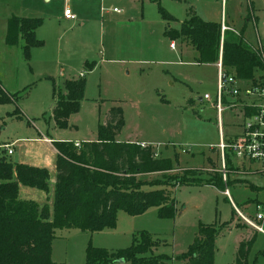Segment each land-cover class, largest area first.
Here are the masks:
<instances>
[{"label": "rangeland", "instance_id": "374dc122", "mask_svg": "<svg viewBox=\"0 0 264 264\" xmlns=\"http://www.w3.org/2000/svg\"><path fill=\"white\" fill-rule=\"evenodd\" d=\"M7 1H0V16L13 6ZM39 5L41 9L45 6L44 12L30 6L27 10L31 18H42L45 23L41 32L44 47L32 49L30 60L22 49L15 48L10 55L4 52L6 42L0 37V82L8 93L20 97L17 104H0V146L18 140L15 161L23 159V150L34 144L27 138L50 136L56 142L74 143L96 138L106 112L117 105L124 124L116 141L153 146L156 157L172 161V173L208 170L212 165L219 169L218 154L210 149L219 141L217 115L207 102L198 100L204 94H215V63H198V53L186 41H177L176 49L170 50L164 36L167 23L162 22L158 7L179 22L189 11L218 24L223 17L240 35L232 33L233 40L242 39L245 46L256 47L258 33L264 37V0H225L223 4L221 0H74L70 6L80 13L76 21L56 19L65 0H39ZM112 9L119 13H112ZM178 24L169 23L174 28ZM79 76L86 79L80 110L70 117L69 128L59 129L51 119L53 85L64 94L66 81ZM18 109L21 117L11 116ZM222 123L225 135L236 132L237 120L230 112L222 114ZM250 168L251 173L234 176L256 187L257 192L248 185L235 186L229 188L230 198H226L209 186L180 187L173 190L174 219L160 218L156 208L137 216L119 210L116 226L109 232L91 235L81 230H58L52 259L86 264L89 246L116 252L130 246L133 234L145 231L160 242L157 253L173 259L163 264H187L178 257L194 241L199 224L220 225L233 219L232 226L257 233L235 212L236 208L251 216L257 203L264 204V179L253 173L259 166L252 164ZM154 177L159 175L148 179ZM27 191H33L34 197L43 194L23 186V198ZM239 235L241 230H230L216 239L213 264L233 263ZM247 264H264L263 234L257 233Z\"/></svg>", "mask_w": 264, "mask_h": 264}, {"label": "trees", "instance_id": "16d2710c", "mask_svg": "<svg viewBox=\"0 0 264 264\" xmlns=\"http://www.w3.org/2000/svg\"><path fill=\"white\" fill-rule=\"evenodd\" d=\"M158 9L161 19L167 23L164 36L170 41L188 42L198 53V63H216L221 51L225 71L244 79H251L260 71L256 56L242 39H232V31L224 32L220 45V24L188 13L179 27L173 28L169 23L175 18L162 8ZM42 24V18L13 16L8 22L7 45L21 46L24 57L30 60L32 49L44 46V41L37 37ZM85 87L84 77L66 81L64 94L54 83L51 119L58 128H69L70 117L80 110ZM19 98L17 93H8L0 82V104H17ZM11 116L21 117L19 109ZM123 124L122 109L111 106L103 124L98 126L95 140L81 142L79 146L74 142H55L59 155L54 183L47 168L15 163L3 151L0 153V264H65L52 259V244L58 230H81L91 234L112 230L119 210L128 216H137L149 208H156L160 218L174 219L177 213L174 189L211 186L224 191L225 186L231 184L230 174L238 172L232 159L227 157L226 182L216 169H179L178 173H172L175 170L172 161L156 157L152 146L116 141ZM151 175L159 177L148 179ZM21 186L43 191L50 197L45 203L22 199ZM249 188L255 189L252 185ZM231 222L232 219L220 225L199 224L194 241L178 259L187 264H213L215 240ZM254 239L253 235L238 244L232 264H247ZM159 245L149 233L136 232L130 246L116 252L89 246L86 264L172 261L171 257L155 253Z\"/></svg>", "mask_w": 264, "mask_h": 264}, {"label": "built area", "instance_id": "2783aa9c", "mask_svg": "<svg viewBox=\"0 0 264 264\" xmlns=\"http://www.w3.org/2000/svg\"><path fill=\"white\" fill-rule=\"evenodd\" d=\"M70 1L66 0L64 16L68 20H76L77 17L69 6ZM112 11L119 12L117 9ZM229 30L224 24L221 25L220 45H222L224 32ZM170 48L174 49L173 43L170 44ZM249 49L260 63V71L256 72L251 79H244L234 72H227L223 68L220 51L218 61L215 63L217 69L215 94H204L201 97V100L207 102L217 115L219 141L216 145L210 146V149L218 154V172L221 173L224 182L228 175L227 157L232 159L235 167L238 168L237 175L251 173L250 165L257 164L259 169H255L253 173L261 175L264 179V41L257 37L256 47ZM224 112H230L231 117L237 120L234 125L236 132L229 135H225L222 130ZM76 145L79 146V143ZM146 146L141 144V147ZM6 148L9 155L13 154L12 146L7 145ZM213 169L215 168L211 166L208 170ZM222 193L230 198L226 186ZM235 210L241 220L264 235V204L257 203L252 216H245L238 209L235 208Z\"/></svg>", "mask_w": 264, "mask_h": 264}, {"label": "crops", "instance_id": "0c3cea01", "mask_svg": "<svg viewBox=\"0 0 264 264\" xmlns=\"http://www.w3.org/2000/svg\"><path fill=\"white\" fill-rule=\"evenodd\" d=\"M0 1H4V0H0ZM47 2H50L51 0H46ZM72 2L74 1V0H71ZM70 1V2H71ZM150 1H156V0H150ZM224 1L225 0H221V3L223 4L224 3ZM7 2H11V3H13V6H11V7H9V9H7V10H3L2 11V13H1V16H0V37H2V39L4 40V42H6V35H7V30H8V22H9V20L13 17V16H18V17H22V18H31V16H29V10H27L28 8V6H30L31 8H33L34 9V11L36 10V11H42V9H45V6L41 9L40 8V5H39V0H8ZM39 8H38V7ZM69 6H70V3H69ZM65 7H66V0H65ZM65 7H64V9H63V11H62V13H61V15H59L58 17H56V19H58L59 21H76V20H78V18H79V15H80V13L77 11V12H74L73 11V9H72V11H73V13L76 15V17H77V19L76 20H68V19H66L65 18V16H64V10H65ZM72 8V7H71ZM42 12H44V11H42ZM41 12V13H42ZM112 13H119V12H113L112 11ZM188 13H193V14H195L194 12H187V14ZM170 14V13H169ZM43 15H45V14H43ZM171 15V14H170ZM196 15V14H195ZM172 16V15H171ZM175 18V17H174ZM253 18V17H252ZM162 20V19H161ZM253 20L256 22V18L254 19L253 18ZM204 21V20H203ZM162 22L165 24L166 22L164 21V20H162ZM174 22H176L177 24L179 23H181V22H179L176 18H175V21ZM207 22H209V21H207ZM179 24H178V27H179ZM225 25V26H227L230 30L229 31H232L233 33H235L236 35H238V36H240L237 32H236V30L232 27V26H230V25H228V24H226V22L223 20V17H222V20H221V22H220V26L221 25ZM45 26V23H43L42 24V26L37 30V36H38V38L40 39V40H42L43 41V39H42V37H44L43 36V34H41V32H43L42 30H43V27ZM170 26V25H169ZM165 28H166V26H164ZM171 27V26H170ZM178 27H176V28H178ZM174 28V27H173ZM164 31H165V29H164ZM257 37L261 40V41H264V37H262L261 38V36H260V34L258 33V35H257ZM177 41H181V40H176V41H170L169 40V48H170V44L171 43H173L174 44V49H171L170 48V50H175L176 49V42ZM182 42V41H181ZM5 46V47H4ZM44 47V46H43ZM43 47H41V48H43ZM3 51L4 52H9L8 54L10 55V54H12V52H15L14 50H16L15 48H17V50H20L21 49V46H16V47H10V46H8L7 45V43H5V45H3ZM248 48H250V46L248 47ZM78 78H80V76L79 77H77V78H73L72 80H76V79H78ZM70 80V79H69ZM202 101V100H201ZM203 102V101H202ZM55 126H56V124H55ZM57 127V126H56ZM58 128V127H57ZM60 129V128H59ZM96 138H94V139H90V140H87V141H93V140H95ZM26 141H33V143L34 144H32V146L31 147H28L27 149H24L23 150V154H22V156H24V158L23 159H21L20 161H15L14 159H13V156L15 155V143L18 141H16V142H14V143H10V144H6V145H4V146H0V149L4 152V154H6L7 156H9V157H11L12 158V160L15 162V163H19V164H26V165H31V166H36V167H41V168H47L50 172H51V174H52V176H53V179H52V182L54 183L55 182V176H56V160H57V157H58V155H59V152H58V150L56 149V147H55V140L53 139V138H51L50 136H42V138H27V139H25ZM60 142V141H59ZM124 142V141H123ZM125 142H135V143H140V144H142L141 142H137V141H132V140H128V141H125ZM76 143H81V142H76ZM7 145H10V146H12V149H13V154H11V155H9L8 154V150H7V148H6V146ZM153 147V146H152ZM1 151V152H2ZM158 155H159V153H158ZM161 156V155H160ZM27 159H29V160H27ZM212 163V162H211ZM213 164V163H212ZM215 168V167H214ZM215 169H218V167H216ZM181 170V169H180ZM246 174V173H245ZM245 174H243V175H245ZM230 175H232V176H230V182H231V184L229 185V186H227V190H228V193H229V188L230 187H235V186H242V185H244V186H247L248 185V187H249V185H251L250 183H248L247 181L245 182V181H243V182H238L237 180H239V179H241L242 180V178L241 177H236V176H234V175H237V174H230ZM242 175V176H243ZM253 186V185H252ZM22 187L23 186H21L20 187V197L22 198V199H25V200H33V201H36V202H39V203H45L46 201H47V199H48V197H50L49 195H46L43 191V194L42 195H39V197L38 196H33L35 193H33V191H27L24 195V198L22 197ZM209 187H211V186H209ZM254 187V186H253ZM212 188H214V187H212ZM255 189L254 190H252V191H254V192H257V188L256 187H254ZM32 189H34V188H32ZM216 189V188H215ZM217 190V189H216ZM251 190V189H250ZM223 191H219V193H221V194H223L222 193ZM226 197V196H225ZM229 197H230V194H229ZM227 198V197H226ZM237 215V214H236ZM252 216V215H251ZM233 217V216H232ZM233 220V219H232ZM113 230V229H112ZM112 230H107V231H103V232H99V233H93V234H91V235H96V234H102V233H104V232H109V231H112ZM230 230H241L242 231V235H239L238 236V238H237V247H238V244L241 242V241H243V240H247V239H249V238H251L253 235H254V237H256V235H257V233H253V234H251V233H249V232H244V229H242V228H239L238 226H236V227H234V226H232V223L230 224V226H229V228L227 229V230H225V231H223L221 234H223V233H226V232H229ZM70 231V230H69ZM220 234V235H221ZM261 234V233H260ZM220 235L218 236V237H220ZM217 237V238H218ZM216 238V239H217ZM215 244H216V240H215ZM215 247H216V245H215ZM237 247H236V251H237ZM158 248V247H157ZM157 248H156V250H155V253H157ZM215 252H216V249H215ZM236 254V253H235ZM215 256V255H214ZM117 264H123V263H117Z\"/></svg>", "mask_w": 264, "mask_h": 264}, {"label": "water", "instance_id": "95a60500", "mask_svg": "<svg viewBox=\"0 0 264 264\" xmlns=\"http://www.w3.org/2000/svg\"><path fill=\"white\" fill-rule=\"evenodd\" d=\"M199 101H201V97L198 99ZM118 263H123L122 261L118 262Z\"/></svg>", "mask_w": 264, "mask_h": 264}]
</instances>
